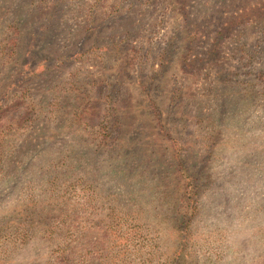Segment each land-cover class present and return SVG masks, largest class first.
<instances>
[{
  "label": "rangeland",
  "instance_id": "rangeland-1",
  "mask_svg": "<svg viewBox=\"0 0 264 264\" xmlns=\"http://www.w3.org/2000/svg\"><path fill=\"white\" fill-rule=\"evenodd\" d=\"M262 20L264 0H0V51L22 34L0 100L33 109L0 119V264H264Z\"/></svg>",
  "mask_w": 264,
  "mask_h": 264
},
{
  "label": "trees",
  "instance_id": "trees-1",
  "mask_svg": "<svg viewBox=\"0 0 264 264\" xmlns=\"http://www.w3.org/2000/svg\"><path fill=\"white\" fill-rule=\"evenodd\" d=\"M56 13H57V11H56ZM60 14H62V13H58L57 15H60ZM262 21H263L262 23H264V20H262ZM9 27L11 28V30L14 31V35L5 38L4 39V42H6V43H3L2 44V50L0 51V55H1L0 56V58H1L0 59V70H3V67L6 65V63H4L3 61H6L7 62V60L11 59L14 55L17 57L18 49L21 46V45L19 46L20 38L22 36V34L20 33V28L18 26H16V27L15 26H9ZM38 35L39 34H33V36H28L30 38L27 37V41H28V39H30L29 50H31L30 49V45L34 47V46H36V44L40 40H42V38L38 37ZM190 49H189V54L192 53V47H190ZM37 54L38 53H36V52H32V54H28V56H29L30 59H33L34 57H36ZM3 57H5V58H3ZM190 57H192V56L189 55V58H188L189 61L186 59V62L188 61L189 63H192V62L195 61L196 58H193V59L190 60ZM60 65H65V64L62 63ZM44 70H46V69H44ZM43 73H44V71L43 72H40V74H43ZM1 74H2V72H0V76H1ZM26 77H28V76L26 75ZM0 83H1V78H0ZM11 87H13V86H11ZM75 88H76V85L73 88L69 87L70 92H69L68 96L65 97V101L68 98L71 97L69 95H70L71 92L74 93ZM92 91H89V92H86L85 91L84 92V96H83L84 99H82V100H85V99L87 100L89 97H91ZM96 92L98 93V95L96 97H99L102 100V97H103V87L100 88L99 90H97ZM10 95H11V97L8 98L7 96H10ZM4 99H5V101H3ZM10 102H12V103L9 104ZM31 102H32V100L30 98V93H29V90L28 89H24L23 92L19 96H18V94H11L9 92V90H7V92L3 96L2 100H0V119L2 117H4L6 122L9 121V120H12L13 121L15 119H16V121H20V122H24V121L29 120L31 118L32 112H33V109H29V107L31 105ZM109 109H113V108L112 107H109ZM103 112H105L104 109H103ZM105 116L106 117L107 116H111L110 115V110H107V115H105ZM107 128H108L107 129V133L109 135H106L105 136L106 138H109L112 135L117 134V130L119 129V125H118V119H117L116 116H114L112 118V121L108 123ZM23 147H25V146H22V148ZM26 147H28V149H30L29 151H31L30 152L31 154H36V153L39 152V150H37L34 146H26ZM46 147L47 146H45V148ZM22 148L19 149V150H22ZM55 148H57V147H55ZM60 153L61 152H59V154ZM68 153H70L73 156L75 154H77L75 152V150H72V151L70 150ZM120 153L121 152L118 150V148L117 147H114V146L111 147V148H109L108 151H107V154H110V155L113 154V155H116V157ZM14 154H18L17 153V150H16V152ZM177 156H178L177 159L179 160V162H180L181 165L178 166V164H177V167H175L174 170L176 169V173L178 175H180V176L183 174L184 179L187 180V181H185L186 182L185 183V194H183L184 198H185V196L187 198H191V195L194 196V189H192V186H193V178H192V176L187 175L183 171V168H181L182 167V160L179 158L180 157L179 154H177ZM116 157H114V158H116ZM140 157L141 158L143 157L142 154H140ZM66 158H68V157L66 156ZM69 158H71V156ZM114 158H111V160H114ZM120 158H121V156H120ZM173 159L175 160L176 158L173 157ZM51 162L52 161L48 162V165ZM121 163H123V162H121ZM67 164H68V162H67ZM151 165H149L148 162L145 160V161L142 162V164L140 166H138L134 162H132V163L124 164V165H116V166H114L113 168H111L109 170L111 172H113L114 174H117V173L120 172L122 175L125 176L122 181L126 182L129 178L133 177L136 174V172H137L138 169H140V172L138 173L140 176L142 174H146L148 172V169L151 168ZM55 167H56V164L53 165L51 168L55 169ZM172 167H174V166L172 165ZM100 171H101V168L99 167L98 172H100ZM64 176L65 175H62L61 173H59L54 178H52V179L50 178L48 182H51V181L60 182L61 179ZM96 176H97V174L95 175V177ZM44 177H46V175H43L42 178L44 179ZM135 177H137V175ZM185 217H186V220H182L181 222H179V224L181 225V227H183V226L184 227H187V225L190 222V217L189 216H185Z\"/></svg>",
  "mask_w": 264,
  "mask_h": 264
}]
</instances>
